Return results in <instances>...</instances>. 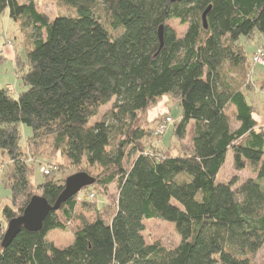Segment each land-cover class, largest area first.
<instances>
[{"label":"trees","instance_id":"16d2710c","mask_svg":"<svg viewBox=\"0 0 264 264\" xmlns=\"http://www.w3.org/2000/svg\"><path fill=\"white\" fill-rule=\"evenodd\" d=\"M56 1L71 12L52 18L33 0H0V15L23 19L32 43L26 61L19 60L24 89L15 99L0 88V156L11 162L5 183L11 204L1 214L6 223L20 215L34 188L50 204L63 190L55 179L31 180L26 148L46 137L77 172L96 171L93 184L105 193L116 183L118 193L109 214L89 202L94 192H78L50 211L41 229L21 228L6 246L0 219V264H252L264 246V126L246 99V81L231 73L243 78L247 70L240 37L257 33L264 42V0ZM171 19L186 25L181 36ZM163 95L180 107L169 125L173 135L183 140L193 125L189 148L177 156L147 143L168 117L147 127V111ZM110 102V111L87 125ZM19 124L32 131L25 145ZM229 151L236 170L248 166L255 174L234 188L235 178L216 181ZM78 205L95 218L76 216ZM74 218L69 244L48 239ZM146 219L174 223L179 242L170 248L148 242Z\"/></svg>","mask_w":264,"mask_h":264},{"label":"rangeland","instance_id":"374dc122","mask_svg":"<svg viewBox=\"0 0 264 264\" xmlns=\"http://www.w3.org/2000/svg\"><path fill=\"white\" fill-rule=\"evenodd\" d=\"M24 1L25 0H19V2ZM33 2L39 12L52 18L59 14L71 12L67 6L56 0H33ZM22 22L23 19L14 20L10 18L7 12L0 15V53H2L4 58L0 63V88H7L11 96L15 99L24 89L20 78L21 71L19 70V66L21 65V62L19 60L23 62L26 61L25 51L28 47L32 46V43L30 44L28 39L30 29L29 27H25ZM167 24L175 31L177 36H181L186 29V25L180 24L176 19L169 20ZM238 43L246 51L248 62L245 68L249 72L247 70L246 72L244 71L245 77L243 78L238 75V73H231V76H235L236 80L244 79L246 81L247 84L244 85L246 99L255 108L254 116L259 123L258 125L264 126V88H260V82L264 80V66H253L251 64V54L256 47L264 45V42L256 33L252 39L240 37ZM110 108L111 102L99 107L98 113L89 119L87 125L104 117L110 111ZM227 111L231 116L232 107H228ZM179 115L180 107L177 101L168 95H163L149 107L146 114V119L148 121L147 127L152 130V127H156V120L162 116H170L172 120L175 121L178 120ZM171 127L172 126L157 134L156 138H148L147 143L153 146L152 150L154 152L162 154L168 153L172 156H177L189 148L193 125L191 123L188 125L187 134L183 140H179L173 135ZM19 131L21 136L20 144L25 145L27 138L31 136L32 131L29 127L23 124H19ZM24 158L28 163L33 162L31 180L34 184L41 183L46 178L55 179L59 183H64V180L68 175L77 172L76 167L71 165L59 151L53 148L51 137L43 138L42 143L38 146H28ZM130 160L131 159H129V162ZM129 162L126 163V166H128ZM10 163L11 162L8 161L6 155L0 156V219L3 220L5 227L7 223L2 217L1 209L5 205L11 204L10 191L9 188L5 186L9 175ZM47 164L51 165V168H46L49 170V174H46L41 170L42 168L45 169L44 166ZM91 172L92 173L90 174L92 176L97 173L94 170ZM249 177H255L251 168L247 166L244 169L236 170L233 165V154L229 151L223 167L216 177V181L223 182L235 178L236 183L233 186L234 188ZM91 192H94L95 196L93 199L89 200V202L93 203V205L96 204V202L103 204V211L110 210V212H107L110 214L113 211L115 205L114 202L118 193L117 184L112 183L105 193L99 189L97 185L92 184V186L83 188L79 191V194H81V197H84V195ZM34 193L40 194V190L34 188ZM75 215H83L88 221H92L95 218L96 213L94 210H91L90 212L83 211L78 205ZM78 223L79 220L74 218L69 229L61 230L55 228L48 232L47 237L49 240L53 241L56 246L67 245L72 241L71 230L74 225H77ZM144 224V235L148 242L159 240L169 248L174 247L179 242L180 237L175 230L174 223L160 219H146ZM251 263L264 264V246L251 256Z\"/></svg>","mask_w":264,"mask_h":264},{"label":"water","instance_id":"95a60500","mask_svg":"<svg viewBox=\"0 0 264 264\" xmlns=\"http://www.w3.org/2000/svg\"><path fill=\"white\" fill-rule=\"evenodd\" d=\"M169 1L176 2L180 0ZM209 9L210 6H208L201 15L204 28L207 27L206 15L209 12ZM158 37L160 41V49L162 47L161 26L158 30ZM94 181L95 178L84 171L68 175L65 178L63 190L60 192L53 204H50L46 198L41 195H33L24 207L22 213L8 221L3 234L2 246L8 245L21 228L28 231H37L41 229L42 223L50 211L57 210L63 202L77 194L83 188L92 185Z\"/></svg>","mask_w":264,"mask_h":264},{"label":"built area","instance_id":"2783aa9c","mask_svg":"<svg viewBox=\"0 0 264 264\" xmlns=\"http://www.w3.org/2000/svg\"><path fill=\"white\" fill-rule=\"evenodd\" d=\"M251 64L253 66L255 65H264V50L262 49V47L258 46L254 49L253 53L251 54ZM173 123V120L171 117H166L164 119V121L157 127L156 131H155V135L163 132L164 130H166L168 128L169 125H171ZM44 173H48V169H41ZM93 194L91 193L89 195V197H92Z\"/></svg>","mask_w":264,"mask_h":264}]
</instances>
